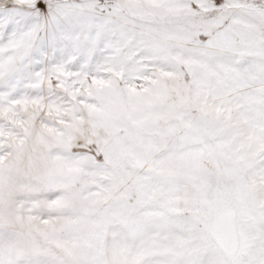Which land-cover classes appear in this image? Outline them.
I'll use <instances>...</instances> for the list:
<instances>
[{"label": "snow or ice", "instance_id": "6c2138e0", "mask_svg": "<svg viewBox=\"0 0 264 264\" xmlns=\"http://www.w3.org/2000/svg\"><path fill=\"white\" fill-rule=\"evenodd\" d=\"M0 264H264V0H0Z\"/></svg>", "mask_w": 264, "mask_h": 264}]
</instances>
